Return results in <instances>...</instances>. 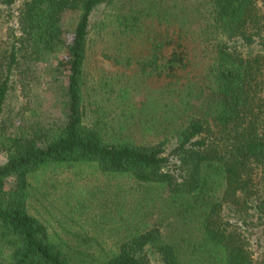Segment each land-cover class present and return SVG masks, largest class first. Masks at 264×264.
<instances>
[{
    "label": "trees",
    "instance_id": "obj_1",
    "mask_svg": "<svg viewBox=\"0 0 264 264\" xmlns=\"http://www.w3.org/2000/svg\"><path fill=\"white\" fill-rule=\"evenodd\" d=\"M115 1L24 0L19 28L0 54V118L12 73L54 55L68 75L69 100L63 124L39 125L6 141L0 130L8 154L0 164V264H264V242L256 238L264 227V23L258 0H180L181 7L172 0L159 9L151 1L137 14H121V31L133 32L149 19L167 29L152 45L156 61L145 66L154 86L146 102L159 103L164 113L158 130L166 137L154 143L114 139L99 118L85 122L91 18ZM15 2L0 0L11 10ZM67 11L78 12L70 40L62 22ZM254 44L261 51L253 53ZM81 163L129 175L159 192L169 233L153 226L109 258L54 241L29 211L30 176L50 164ZM10 176L16 186L7 189Z\"/></svg>",
    "mask_w": 264,
    "mask_h": 264
},
{
    "label": "rangeland",
    "instance_id": "obj_2",
    "mask_svg": "<svg viewBox=\"0 0 264 264\" xmlns=\"http://www.w3.org/2000/svg\"><path fill=\"white\" fill-rule=\"evenodd\" d=\"M151 1L156 2L157 9L174 4L172 0H116L99 6L91 18L84 85L85 122L101 119L114 139L154 143L166 137L158 130L159 118L164 116L159 103L146 102L145 94L154 86L148 81L151 75H147L145 66L156 61L152 45L166 35L167 29L149 19L133 32L121 31V14H137L144 6L152 7ZM23 2L16 0L12 10L0 4V54L8 47L11 32L19 28ZM182 4L179 0L180 7ZM258 6L264 23V0H258ZM77 20L76 11L63 15L67 40L72 38ZM194 28L188 33L192 38ZM252 48L253 53L261 51L258 44ZM195 52L200 54L199 50ZM59 60L54 55L46 62L25 65L23 70L12 73L0 118L2 140L29 133L39 125L65 123L69 109L68 75ZM168 145L171 150L172 142ZM7 155L0 144V164L7 161ZM30 183V213L47 226L54 241L84 253L109 258L123 242L153 226L169 233L170 219L159 192L129 175L103 172L95 163L50 164L33 173ZM15 186L16 177H8L6 188ZM263 228L256 229V238L261 242ZM253 248L258 255L260 248L255 242Z\"/></svg>",
    "mask_w": 264,
    "mask_h": 264
}]
</instances>
